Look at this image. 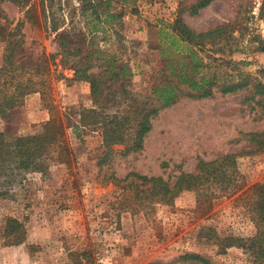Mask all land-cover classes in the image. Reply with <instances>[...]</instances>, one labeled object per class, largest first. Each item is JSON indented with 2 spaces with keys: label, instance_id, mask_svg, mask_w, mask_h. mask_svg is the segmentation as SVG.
Masks as SVG:
<instances>
[{
  "label": "rangeland",
  "instance_id": "374dc122",
  "mask_svg": "<svg viewBox=\"0 0 264 264\" xmlns=\"http://www.w3.org/2000/svg\"><path fill=\"white\" fill-rule=\"evenodd\" d=\"M105 1L43 0V15L41 0L0 3V98L5 89L12 93L29 79L39 89L26 95L22 105L0 115V132L9 137L32 135L52 115L60 117L70 126L65 141L73 158L70 166H62L53 154L45 174L26 173L21 185L3 187L0 264H200L182 261L186 254L211 264H250L235 247L218 254L209 239L213 235L247 238L253 233L245 209L234 205L239 193L208 199V193L183 191L165 203L159 201L155 189L141 186L133 174L160 177L171 185L181 173L196 174L199 161L232 154L246 184L243 190L264 182V147L255 148L245 136L264 133V110L250 100L252 94L247 90L226 95L219 91L225 81L245 78L253 85L258 77L264 64L256 42L264 37L263 0H210L195 15L189 12L202 0H109L108 7ZM88 2H95L97 17L90 11L81 16V6H92ZM30 6L35 7L31 20L25 15ZM105 11L122 15L113 21ZM177 18L197 34L230 27L204 48L190 51L177 37L173 46L167 35H173L170 25ZM52 20L66 30L74 28L69 39L81 51L74 56L79 64H84L88 52L99 49L103 52L100 58H112L126 65L128 72L107 80L104 95L93 98L89 83L77 81L69 68L74 59L61 61L63 55L49 29ZM18 22H22L20 28ZM77 33L85 34L84 42ZM14 40L20 45L13 64L24 71L20 74L18 70L20 75L9 80L3 72L5 48ZM198 57L202 65L192 78L199 82L201 77H215L212 94L205 98L197 97V92L180 81L175 66L191 71ZM91 64L87 74L100 76L101 62L93 57ZM171 64L175 71L169 69ZM166 83L175 88L177 98L161 108L155 88ZM260 100L264 106V97ZM139 107L158 109L150 118L151 129L142 149L126 154L125 144L113 145L107 164L98 166L105 151L102 133L98 126L78 123L80 112L94 109L133 120ZM8 218L23 225L21 238L6 236ZM205 228L211 230L201 231Z\"/></svg>",
  "mask_w": 264,
  "mask_h": 264
},
{
  "label": "trees",
  "instance_id": "16d2710c",
  "mask_svg": "<svg viewBox=\"0 0 264 264\" xmlns=\"http://www.w3.org/2000/svg\"><path fill=\"white\" fill-rule=\"evenodd\" d=\"M3 1H10L17 5L27 4V2H29V0H0V3ZM88 3L90 4V2ZM91 3L90 5L92 6L89 8L80 7L79 11L81 16L90 15L88 11H90L89 13H91L92 16H98L95 2ZM104 3L108 7L110 1L107 0ZM209 3L210 0L198 2L191 8L189 14H197L198 10L206 7ZM40 11L42 15L45 14L43 0H41ZM260 11L261 16H264V0L260 6ZM34 13V6L28 7L25 11V15L29 20L34 18ZM104 14L112 18L113 21H116L120 19L122 12L116 16L115 14H109L107 11H105ZM50 24L51 26L49 29L52 34H55L54 41L58 44L60 53L63 55L61 61L66 63L68 58L74 59V56H77L81 52L73 46L72 40L69 39L72 36L71 34H75L74 28L70 27L69 30H66L64 26H59L53 20ZM111 24L112 22L109 23V25ZM21 25L22 22H18L16 27L20 28ZM229 27V25H226L205 33L197 34L189 29L180 18H177L175 22L170 25V30L173 35H167L170 36V42L173 46L176 43L175 37H177L180 42L190 46V49H192L190 51H193V47L199 49L204 48L207 42L220 37L223 33L227 32ZM84 35L82 33H77L78 38L82 39L80 40L82 42L85 41V38H83ZM256 42L258 44L257 50L264 55V37L257 38ZM19 45V42L14 40L9 42V45L5 48L4 61L7 63V66L3 67V72H5V76H9V80H13L24 71V67L15 66L12 60L14 52ZM101 54H103V52L96 49L83 56L84 64H79L77 59H74L69 64V68L74 71V78L77 81L89 83L91 95L95 99L104 95V86L107 80L118 78L120 75L128 72L126 65L120 64L112 58H100L99 55ZM93 57L101 62V65L98 67H103L100 76L87 74V70L92 67L91 61ZM48 58H53V55H49ZM43 60H46L45 57H43ZM213 60L222 62L221 64L228 63L221 58H213ZM192 65L191 71H188L184 70L183 66H180V64H175V66L179 68L177 75L180 81L182 83H187L191 91L198 93L197 97L199 98L211 96V88L214 84L213 80L215 77L213 76L209 80L201 77L199 82L195 81L192 75L199 72V68L202 65L200 57L192 62ZM207 66H209V64H207ZM44 69H46V66H44ZM116 69H119L118 73L113 74ZM169 69L175 71L176 68L171 64ZM18 70L20 74L17 72ZM106 74L109 75L107 78L104 77ZM238 75L241 78L243 77L242 74ZM254 82L253 85H250L245 78L237 82L225 81L219 86V91L222 95H226L247 90L252 94L250 100L255 101V105L261 106L264 110V106L261 105L262 101L260 100V97H264V64L259 68L258 77L255 78ZM10 86L11 83L8 87ZM174 89L175 88L170 83H166L163 87L159 86L155 88V95H157L161 108L169 107L175 102L177 96ZM8 90V88L5 89L3 96L0 98V115L4 113V111H10L22 105L26 95L39 92L36 84L32 83L30 79L23 84H18L12 93H9ZM257 96L259 99L254 100ZM247 99L248 98L245 100ZM157 112V108L148 109L139 107L132 120L129 116L118 115L116 113L105 114L94 109L82 110L78 123L83 126H98L102 133V144L105 147V151L102 153L103 155L98 158L97 165L104 166L107 164L110 156L109 149L113 145L125 144L126 154L128 152L140 151L143 146L144 137L151 129L150 118L155 117ZM68 127L70 126H65L60 117L52 115L46 123L38 126L37 131L32 135L24 136L19 134L9 137L5 132H0V178L6 176V180H3L5 182H0L1 195L4 194L3 190L5 187L21 185L26 179V173L45 174L48 170V166H50V161L53 160V154H55L54 159L58 164L62 166L71 165L73 162L72 151L65 141V131ZM245 136L248 142L255 148L262 149L264 147V133H250ZM133 175L136 180H140L141 186L149 185V188L155 189V195L159 197V201L165 203H170L183 191H195L202 196L208 193V195L206 194L208 199H211V197L218 198L219 196L232 197L239 193L233 201L234 205L245 209V214L249 217L254 227L253 233L247 238L232 236L219 238L213 235L209 238L212 239L211 245L216 246L218 254H224L227 249L235 247L246 255L250 264H264V182L253 184L243 190L246 184L237 172L235 155L226 154L211 162L199 161L196 174L181 173L171 185L160 177ZM115 181L117 180L112 177L111 182L115 183ZM133 182H130L129 185H133ZM22 226L23 225L16 219L8 218L5 227L6 236L21 238L23 234ZM203 230L210 231L211 229H201V231ZM83 256L86 257V254ZM181 260L185 262L195 261L200 264H211L208 260L193 254H186Z\"/></svg>",
  "mask_w": 264,
  "mask_h": 264
}]
</instances>
